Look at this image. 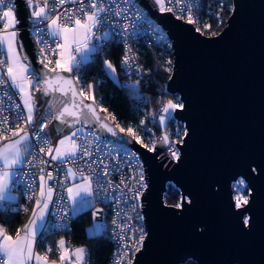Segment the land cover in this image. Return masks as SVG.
Here are the masks:
<instances>
[{
	"label": "snow or ice",
	"instance_id": "1",
	"mask_svg": "<svg viewBox=\"0 0 264 264\" xmlns=\"http://www.w3.org/2000/svg\"><path fill=\"white\" fill-rule=\"evenodd\" d=\"M30 10L31 34L35 37V43L39 46V64L43 65L46 71L37 75L32 69L27 55L23 51V44L19 40L20 18L17 16V5L15 0H0V207L4 211L16 209L11 208L10 201L17 198L13 195L14 187L21 183L19 169L27 165H33L37 161L34 154L36 148L40 153L50 157L51 161L57 162L56 167L71 164L64 173L63 181H58L57 176L52 171H47L46 166L50 160L39 158L35 165L40 168L38 193L28 195V200L35 201V207L31 211V218L21 228L16 229L15 234L0 225V264H57V260H50L53 248L49 246L44 253L37 251V236L46 231V217L49 215V207L53 204V197L57 193L55 183H61L67 196L61 195L60 201L67 200V206L63 203L58 205V212L61 220L68 218V212L73 216L82 214L85 211L95 208L97 201L107 203L120 202L123 200L125 190L131 195V199L139 201L143 195L136 187L146 188L142 164L139 162L135 152L127 150L125 144L117 140L103 141L99 135L100 131H106L113 137H118L120 133H126L128 137L137 144L147 149L149 152L156 151V142L151 140L145 143L144 139L138 134L136 128L121 126L116 121L115 115L108 113V109L102 107L97 101L94 93L95 86L88 84L87 92L84 87H78L81 83L79 72L84 66L94 62L96 54L103 50L105 43L115 42L117 36L125 43V55L121 65L126 72L133 69V61L136 57L129 55L132 49L127 46L125 37L129 35H140L141 24L138 22L146 21V17L137 10L132 20H129L130 9L135 8L131 0H25ZM160 12L187 13L186 22L197 24L198 20L192 15V7L195 0H155ZM72 4L78 7L65 8V5ZM63 9V11H60ZM123 18L128 21L123 24L112 22V18ZM183 19L184 16H177ZM45 25L40 27V25ZM210 24H205V29H210ZM131 30V31H130ZM197 32L201 28H196ZM216 35V33H213ZM55 45V47H53ZM52 57H57L53 59ZM170 63V62H169ZM104 67L113 75H117L116 66L111 60H104ZM77 72V75L69 77L64 73ZM171 72V68L168 69ZM139 85L135 82L134 90ZM41 93L46 107L40 114L37 122V101L35 93ZM18 96L20 103H16L14 97ZM50 99H47L49 98ZM10 103H5V101ZM91 100V103L86 101ZM185 105L169 99L163 104L158 116V122L163 125L172 118V114L177 110H183ZM9 109L16 112V121L10 122L7 115L3 113ZM108 113L101 116L100 113ZM157 119L155 112L151 113ZM49 117L51 119H49ZM109 120L112 123H109ZM57 125L56 133L59 139L53 145L51 138L45 133L50 123ZM140 124H145L141 120ZM114 125V126H113ZM35 126V133L28 131ZM63 126V127H61ZM79 126V127H78ZM95 128V130H93ZM188 135L185 129L183 136ZM33 138L36 141L32 145ZM160 142L164 145L183 143V138L171 141L167 132L161 137ZM103 149H107L105 152ZM30 148L32 151H30ZM171 156L179 161V152L174 147H169ZM115 156L118 160L126 157L135 159L139 166V171L133 175L136 181L131 189H128L127 182L122 178L119 185H114L111 180L106 178L110 171L108 164L104 162V156L111 158ZM25 157H30L25 159ZM84 161L83 167H78V161ZM79 177V182H77ZM101 180L104 182L101 183ZM71 181L70 186L68 182ZM123 185V187H121ZM30 190H34L37 185H26ZM237 191L240 192L246 187L244 178L236 181ZM117 193L119 195H117ZM185 201L175 207L181 208ZM249 203L248 196L238 194L235 196V207L241 208ZM138 204L130 205L133 211ZM27 213L29 209L24 208ZM103 209H95L92 212L93 220L96 221ZM121 211H115L112 224V239L120 244V248L115 254L112 264H134L135 254L139 252L146 239L147 233L143 227L133 229L130 222L119 224L118 218ZM138 220H143V216L137 214ZM131 217H128V221ZM244 223L249 224V219ZM119 229V231H117ZM133 232L131 240L126 239L128 231ZM94 236L102 235L106 227L102 222L94 223L93 228L88 230ZM139 235L136 236L135 232ZM56 254L59 264H91L90 253L87 248L72 247L66 244L64 239H60L56 246Z\"/></svg>",
	"mask_w": 264,
	"mask_h": 264
},
{
	"label": "water",
	"instance_id": "2",
	"mask_svg": "<svg viewBox=\"0 0 264 264\" xmlns=\"http://www.w3.org/2000/svg\"><path fill=\"white\" fill-rule=\"evenodd\" d=\"M136 1L173 43L166 90L185 105L173 117L188 135L176 143L180 159L174 162L160 140L149 152L126 133H99L127 141L125 146L143 160L148 187L141 211L147 236L134 264H264V0H233L226 25L215 36L160 12L154 0ZM15 3L19 40L39 75L46 69L30 34V10L25 0ZM53 127L56 131L55 122ZM238 178L250 191L249 203L239 209L233 191ZM169 184L179 190L180 203L182 198L190 203L168 205Z\"/></svg>",
	"mask_w": 264,
	"mask_h": 264
},
{
	"label": "built area",
	"instance_id": "3",
	"mask_svg": "<svg viewBox=\"0 0 264 264\" xmlns=\"http://www.w3.org/2000/svg\"><path fill=\"white\" fill-rule=\"evenodd\" d=\"M228 0H195V4L192 7V15L197 18L198 23L197 24H192L195 29L197 27L201 28V33L204 34L209 29H205L204 25L205 24H210L215 25L216 28L221 26L224 21L225 13L228 10H233V4H227ZM132 3L135 4V8L130 9L128 13V18L129 20H132L135 16V13L137 10H139L144 17H146V21H141L138 22L141 24V29H140V35L134 36V35H129L125 37L127 46L132 49L131 53L129 55L135 56L136 59L133 61V69L129 72H126L124 68L121 65V61L125 55V43L120 42L121 37L117 36L115 38V42L109 41L105 43L103 46V49L108 47L111 43H116L119 44L122 47V56L120 58V70L124 76V82L123 84L126 86H134L136 81H141L142 79L145 78H151V70L145 65L144 63V53L147 49H157L158 50V55L160 58H166L164 63L166 64L167 67L170 66L171 72H172V66H173V43L171 39L169 38L167 32L162 29L150 16L149 14L145 11L144 8H142L136 0H131ZM155 2V0H154ZM85 3H87V0H85ZM121 5H123V0H121ZM65 8H72V7H78V5H72L68 4L64 6ZM159 8V6L157 5ZM60 11H63V9H60ZM175 18L177 16L183 15L184 18L180 19L184 22H186V16L187 13L181 14L178 10L176 12H171ZM232 13V12H231ZM178 19V18H177ZM112 22L116 24H123L128 21L124 20L123 18H112ZM187 23V22H186ZM45 25H40V27H44ZM31 28L32 24L30 21V34H31ZM211 29V28H210ZM131 31V30H130ZM217 35V34H216ZM31 37L34 41L35 48L37 51V57L39 60V46L35 43V37ZM55 47V45H53ZM53 59H56L57 57H52ZM170 62V63H169ZM167 92V90H165ZM168 93V92H167ZM36 94V93H35ZM179 98V97H178ZM14 100L16 103H20L19 97L15 96ZM169 100V99H167ZM164 101L159 109L157 110V119H154L152 117V122L158 123V116L160 114V109L162 108L163 104L167 102ZM175 102V101H174ZM180 102V101H179ZM5 103H10L7 100ZM45 106H43L38 115L36 116L37 122L40 120V114L43 112ZM3 115H7L9 117L10 122H15L16 121V112L13 109H9L3 113ZM49 119H51L49 117ZM145 120V124L141 125L140 121ZM136 130L138 134L144 139L145 143H150L151 140H155L157 142L158 140L161 139V137L164 135L165 132L169 135V138L171 141H177L183 138V133L185 131V125L178 122L172 114V118L167 120L165 124L161 125L162 127V133L160 137H156L155 135L152 134V129L151 127H147L146 123V118L143 116L137 123ZM53 127V123H50L48 128L45 129V133L49 136V130ZM140 129H143V132L140 131ZM28 131H31L35 133V126L30 127L27 129ZM103 141H111L115 143L116 141L108 138H103L101 137ZM32 145L36 144L35 139L33 138L32 140ZM126 147V146H125ZM169 147H174L180 155V150L177 146V144H173L171 146L166 145V149L164 150L165 153L170 157L171 160L174 162V160L171 156V152L169 150ZM101 148L103 149V144L101 145ZM127 150H130L132 152H135L134 150L126 147ZM105 152L107 149H103ZM30 151L32 149L30 148ZM139 162L142 164V171H143V176H144V184L147 185L146 179H145V172H144V166H143V160L139 157L140 155L135 152ZM34 154L37 156V161H33V165H27L25 164L22 166L19 171H20V176L14 178V183L16 179H20L21 183L19 185H16L14 188L19 192L21 198H23L25 201L28 200V195H35L37 193L38 189V183H39V172L40 168L35 166L38 163L39 158L43 159H48L50 160V157L46 156L44 153H40L38 151V148L35 149ZM30 157H26L25 159H29ZM104 162L108 164L109 169H115L114 171H110L109 176L106 178L107 180H111L114 185H119L121 182V179L123 178L127 184H128V189H131L134 185H136V181L132 179L133 175L136 174L140 169L139 166L137 165V161L135 159L131 158H126L123 157L121 159H117L114 155L109 158L107 156H104ZM56 163L54 161L50 160V163L48 166H46L47 171H52L55 176H57L58 181H63L64 173L68 167H72L73 165L67 164V165H61L59 168L56 167ZM78 167H83L84 166V161H78L77 164ZM104 181L101 180V183ZM49 183H55V186L57 188V193L53 197V204L50 205L49 207V215L46 217V231H43L42 234L44 235H63L72 230V224H73V218L74 216L72 215L71 211L68 212V218L61 220L59 215H54L55 213L58 212V205L63 203V205L66 207L67 206V200L65 199L63 202L60 201L59 197L61 195L67 196V193L64 191V188L62 187L61 183L58 182H52L50 181ZM28 184H35L37 187L34 190H30L26 185ZM69 186V182L68 185ZM123 187V185H121ZM136 187L144 193V191L147 189L148 185L146 188H140L139 185H136ZM117 195H119L117 193ZM132 193H130L127 189L125 190V195L123 196V200H126L127 203L120 202L119 204L113 202V203H107L103 201H97L96 209H103L104 211L100 213V218L97 220L98 222H102L105 227L106 231H104V234L110 239L112 243V253L111 257L109 260L108 264H112V261L115 259V254L117 253V250L121 247L120 244L116 242V240L112 239L113 235V229L114 225L112 224V220L115 217V211L120 210L121 211V216L118 218L117 222L119 224H124L125 222H130L132 225L133 229H137L138 227H143L145 231V223H144V217L143 220H138L137 214L143 216L142 207L138 206L135 211H133L130 207V205L138 204L142 205V199L141 196L139 197V201L135 199H131ZM34 200V199H33ZM32 200V201H33ZM30 202V201H29ZM128 217H131V220L128 221ZM92 226H90L91 228ZM119 231V229H117ZM147 233V230H146ZM135 235L138 236L139 232L136 231ZM64 236V235H63ZM133 236V232L130 230L126 234V239L131 240ZM66 244L70 245L72 247H76V245L73 243L71 238L64 237ZM143 248V246H142ZM141 248V249H142ZM56 250V249H55ZM56 253V251H55ZM136 255V254H135Z\"/></svg>",
	"mask_w": 264,
	"mask_h": 264
},
{
	"label": "trees",
	"instance_id": "4",
	"mask_svg": "<svg viewBox=\"0 0 264 264\" xmlns=\"http://www.w3.org/2000/svg\"><path fill=\"white\" fill-rule=\"evenodd\" d=\"M227 4H233V0H228ZM231 10L225 13L224 21L221 26L216 28L212 25L211 29L204 32L206 36H215L213 33H220L226 25L227 19L231 15ZM122 56V47L119 44L111 43L104 48L101 53L96 54L94 62L84 66L79 72L81 83L79 87H84L87 92V85L93 84L95 86L94 93L99 104L108 109V113L115 115L116 121L125 128L128 126L137 127L138 121L144 116L146 118L147 127H151L152 134L160 137L162 133V126L158 123L152 122L151 113L157 112L161 104L167 99L179 102L177 95L167 93L166 84L170 79V68L166 66L164 61L166 58H160L158 50L151 48L144 53V63L151 70V78L142 79L139 85L135 88L133 86H126L123 84L124 76L120 70L119 61ZM111 60L116 66L118 80H113L107 73L104 67V60ZM77 75L76 71H73ZM108 113H104L105 116ZM143 132V129H140ZM181 195L177 188L172 184L168 185L165 194V202L168 205L175 206L180 202ZM33 202L25 201L21 198L23 208L19 210L4 211L0 210V225H4L9 233L14 235L16 229L23 227L29 220L32 211ZM27 207L29 211L26 213L24 208ZM95 208L76 215L73 218L72 230L63 235H44L42 234L37 241V250L44 253L49 246L53 249L55 243L60 237L71 238L76 246H83L87 248L90 253L91 264H108L111 253L112 243L110 239L102 233V235H90L88 228L93 223L92 212ZM184 264H197L193 260H188Z\"/></svg>",
	"mask_w": 264,
	"mask_h": 264
},
{
	"label": "crops",
	"instance_id": "5",
	"mask_svg": "<svg viewBox=\"0 0 264 264\" xmlns=\"http://www.w3.org/2000/svg\"><path fill=\"white\" fill-rule=\"evenodd\" d=\"M18 27V26H17ZM3 54L2 53H0V56H2ZM111 78L113 79V80H115V81H117L118 80V75H116L115 77L114 76H111ZM35 99H36V101H37V113H36V116L38 115V113H39V111H40V109L43 107V104H42V100L40 99V97H39V92H37L36 94H35ZM49 137L51 138V140H52V143H53V145H55L56 144V142H57V140L59 139V137L57 136V133H56V131H55V129H54V127H52L50 130H49ZM26 158V157H25ZM77 182H79V177H77ZM70 184H71V181H69V186H70ZM37 193H38V189H37ZM13 195L17 198L15 201H10L9 203L11 204V208L12 209H16V210H19L20 208H23V206H22V204H21V196H20V194H19V192L14 188V191H13ZM33 203V205H32V210L34 209V207H35V201L33 200L32 201ZM95 209H96V205H95ZM0 210H4L3 209V207H0ZM30 218H31V216H30ZM29 218V219H30ZM98 222V221H97ZM93 228V226L90 228H88V230L89 229H92ZM88 233L90 234V235H93L92 233H90L89 231H88ZM42 235V232L37 236V241H38V239H39V237ZM60 239H64V237H60V238H58L57 239V241H56V243H55V247H54V249H53V253L52 254H50V260H57V264H59V261H58V257H57V254L55 253V249H56V246H57V244H58V241L60 240ZM65 240V239H64ZM76 247H79V246H76ZM36 248H37V245H36ZM38 251V250H37Z\"/></svg>",
	"mask_w": 264,
	"mask_h": 264
},
{
	"label": "rangeland",
	"instance_id": "6",
	"mask_svg": "<svg viewBox=\"0 0 264 264\" xmlns=\"http://www.w3.org/2000/svg\"><path fill=\"white\" fill-rule=\"evenodd\" d=\"M105 69H106V68H105ZM106 71H107V73L109 74L110 77L113 76V75H112L107 69H106ZM114 77H115V76H114ZM177 103H181V102H177ZM233 191H234V199H235V196L238 195V194L246 195V196H248V199H249V193H250V191H249V189H248V187H247V184H246V187H245V188H243L240 192H238V191H237L236 182H235V183L233 184ZM179 203H180V202H179ZM94 223H97V220H96V221L93 220V223H92L91 226H93Z\"/></svg>",
	"mask_w": 264,
	"mask_h": 264
}]
</instances>
